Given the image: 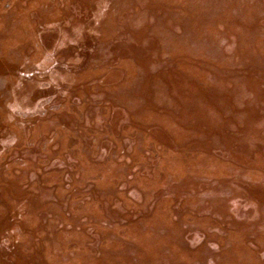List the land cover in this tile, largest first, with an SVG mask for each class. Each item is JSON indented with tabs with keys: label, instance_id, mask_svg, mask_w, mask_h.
I'll use <instances>...</instances> for the list:
<instances>
[{
	"label": "rangeland",
	"instance_id": "rangeland-1",
	"mask_svg": "<svg viewBox=\"0 0 264 264\" xmlns=\"http://www.w3.org/2000/svg\"><path fill=\"white\" fill-rule=\"evenodd\" d=\"M0 264H264V0H0Z\"/></svg>",
	"mask_w": 264,
	"mask_h": 264
}]
</instances>
